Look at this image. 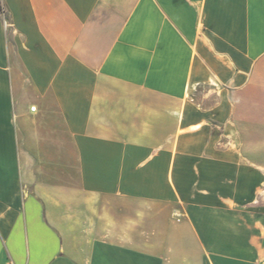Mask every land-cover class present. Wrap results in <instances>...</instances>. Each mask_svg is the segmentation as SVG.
Returning <instances> with one entry per match:
<instances>
[{
	"label": "crops",
	"instance_id": "crops-1",
	"mask_svg": "<svg viewBox=\"0 0 264 264\" xmlns=\"http://www.w3.org/2000/svg\"><path fill=\"white\" fill-rule=\"evenodd\" d=\"M0 264H264V0H0Z\"/></svg>",
	"mask_w": 264,
	"mask_h": 264
},
{
	"label": "built area",
	"instance_id": "built-area-1",
	"mask_svg": "<svg viewBox=\"0 0 264 264\" xmlns=\"http://www.w3.org/2000/svg\"><path fill=\"white\" fill-rule=\"evenodd\" d=\"M32 111H36V106L31 107Z\"/></svg>",
	"mask_w": 264,
	"mask_h": 264
}]
</instances>
